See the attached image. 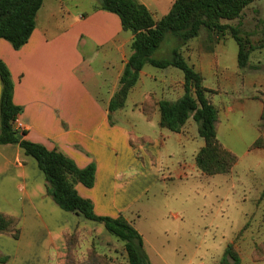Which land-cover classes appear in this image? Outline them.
Here are the masks:
<instances>
[{
  "label": "crops",
  "instance_id": "crops-1",
  "mask_svg": "<svg viewBox=\"0 0 264 264\" xmlns=\"http://www.w3.org/2000/svg\"><path fill=\"white\" fill-rule=\"evenodd\" d=\"M138 1L154 16L147 1ZM174 2L157 4L167 6L165 15ZM96 4H92L90 12L75 14L65 7V0H45L28 43L15 49L10 42L0 39V59L11 71L14 102L22 108L17 122L26 132L23 138L49 150L59 149L80 168L95 164L94 187L78 184L76 188L81 196L94 202L97 214L113 217L116 211H111L112 214L104 209L107 202L97 201L94 189L105 180L125 174L124 171L120 173L122 150L131 148L136 152L155 142L151 136L135 135L134 119H141L143 115L145 121L157 124L163 146L173 135L184 145L200 136L193 130V119L180 133H174L161 128L159 112L148 119L142 111L143 103L150 97L158 101H176L183 97L184 73L175 67L145 66L126 106L112 113L110 118L109 104L120 88L121 76L132 54L134 36L123 30L117 14L95 10ZM227 39L209 40L207 45L192 40L186 46L188 53L183 51L188 62L203 75L204 86L214 91L209 98L219 111V141L238 155L231 138L246 143L247 149L239 155L234 170L242 163H253L255 158L250 155L258 150L250 148L261 135L264 70L252 65L251 60L247 67L240 68L239 45L227 58V50L222 48ZM1 88L0 79V92ZM223 92L229 98L217 100ZM240 113L244 117L242 120ZM191 126L193 129L190 130ZM138 139L144 142L140 143ZM199 144L201 149L205 142ZM259 172L264 177V155L259 158ZM0 212L17 217L21 229L18 239L0 233V264H66L65 237L77 230H86L91 235L94 231L97 239L116 244L100 230L101 226L88 222L92 220L83 215L63 210L53 200L37 160L19 145L0 144ZM137 230L143 237L150 261L166 263L158 259L161 257L156 249L149 247L145 234ZM90 243H94V237L90 238ZM114 264L123 263L115 258Z\"/></svg>",
  "mask_w": 264,
  "mask_h": 264
},
{
  "label": "trees",
  "instance_id": "trees-1",
  "mask_svg": "<svg viewBox=\"0 0 264 264\" xmlns=\"http://www.w3.org/2000/svg\"><path fill=\"white\" fill-rule=\"evenodd\" d=\"M45 0H0V39L12 44L15 49L28 43L37 25V15ZM95 10H104L119 16L123 30L133 34L132 54L120 79V88L112 97L109 111L112 113L126 106L128 97L137 85L142 70L147 65L160 69L175 67L184 73L185 94L176 101L150 97L142 105L148 119L160 113L161 128L180 133L190 119L198 125V133L205 144L196 155V165L207 176L230 173L239 162V155L227 149L218 139L219 111L209 95L214 91L204 86L203 75L191 65L184 55V48L201 35L202 29L209 32V40H225L228 36L239 45L240 68L250 64L255 51L264 50V20L259 30L260 40L254 43L250 35L243 36L239 26L225 21H235L258 0H175L168 13L155 19L152 12L138 0H98ZM173 35L177 45L166 58L154 54L168 35ZM0 144L19 145L25 153L34 157L45 175L48 194L65 211L83 215L86 219L100 222L115 237L122 249L123 264H153L146 252L144 240L135 225L123 214L118 217L99 215L91 199L80 195L76 186L82 184L93 188L96 180V165L80 168L73 159L59 149L49 150L42 144L23 138L24 130L15 128L14 122L22 108L14 102L15 85L6 63L0 59ZM260 137L251 145V150L264 148V112ZM144 142L143 139H138ZM133 144V141H131ZM134 145V144H133ZM261 200L264 201V189ZM20 221L17 217L0 212V233L20 237ZM245 226L243 230L246 228ZM242 230V231H243ZM66 264H114L115 257L101 252L94 244L86 253H81V232L66 235ZM114 245V243H108ZM2 259V258H1ZM254 262H264V240L252 252ZM3 261V260H2ZM217 264H244L235 243L227 246Z\"/></svg>",
  "mask_w": 264,
  "mask_h": 264
},
{
  "label": "rangeland",
  "instance_id": "rangeland-1",
  "mask_svg": "<svg viewBox=\"0 0 264 264\" xmlns=\"http://www.w3.org/2000/svg\"><path fill=\"white\" fill-rule=\"evenodd\" d=\"M145 1L158 19L168 10L167 6H158L157 3L169 4L175 0ZM94 2L99 1L65 0V7L75 14H83L91 11ZM261 20H264V0L247 7L240 19L225 23L239 26L243 36L250 35L257 43L259 30L263 27ZM208 36L207 29H202L201 35L193 41L207 45L210 44ZM227 38L222 48L227 50V58H230L238 44L230 36ZM173 40V35H168L154 56L169 57L177 45ZM184 49L187 54V47ZM251 64L264 70V50L252 53ZM228 98L226 92L217 96V100ZM242 117L240 113L239 119ZM145 120L143 115L141 119H134L135 135L151 136L154 145L136 152L131 148L122 150L120 173L124 171L125 174L101 182L94 189L97 201H106L104 209L110 213L116 211L113 217L123 214L132 221L147 237L149 247L156 249L161 257L158 259L166 262L162 264H217L231 243L236 244L244 264H264L252 261L254 247L264 240V201L261 200L264 177L259 172V158L264 155V150H255L250 155L255 158L251 164L242 163L230 173L207 176L195 164L203 138L184 145L173 135L163 146L158 125ZM193 130L198 133L196 123ZM231 142L239 155L246 151L243 141L231 138ZM88 222L101 226L100 230H104L116 244L109 245L101 238L97 239L94 231L92 236L83 230L81 253H86L95 244L101 252L122 261L123 256L114 251L116 247L122 249L118 240L102 223ZM91 237H94L93 244L90 243Z\"/></svg>",
  "mask_w": 264,
  "mask_h": 264
},
{
  "label": "built area",
  "instance_id": "built-area-1",
  "mask_svg": "<svg viewBox=\"0 0 264 264\" xmlns=\"http://www.w3.org/2000/svg\"><path fill=\"white\" fill-rule=\"evenodd\" d=\"M15 128L19 129V130H23V126L21 123L17 122V120L14 122Z\"/></svg>",
  "mask_w": 264,
  "mask_h": 264
}]
</instances>
